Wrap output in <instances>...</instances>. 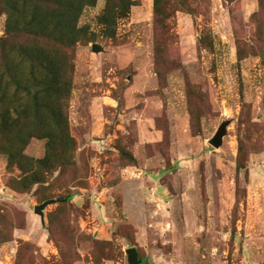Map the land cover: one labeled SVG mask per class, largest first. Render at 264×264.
Returning a JSON list of instances; mask_svg holds the SVG:
<instances>
[{
    "label": "rangeland",
    "instance_id": "1",
    "mask_svg": "<svg viewBox=\"0 0 264 264\" xmlns=\"http://www.w3.org/2000/svg\"><path fill=\"white\" fill-rule=\"evenodd\" d=\"M107 1L84 10V36L64 48L76 143L61 157L73 163L26 188L0 142V229L12 237L0 244V264H129L132 248L144 264H264V0H176L166 28L155 0H133L114 29L100 22ZM4 39L55 45L13 37L0 7ZM47 144L34 138L24 155L42 160ZM71 195L44 221L35 213L45 197Z\"/></svg>",
    "mask_w": 264,
    "mask_h": 264
},
{
    "label": "trees",
    "instance_id": "2",
    "mask_svg": "<svg viewBox=\"0 0 264 264\" xmlns=\"http://www.w3.org/2000/svg\"><path fill=\"white\" fill-rule=\"evenodd\" d=\"M97 1L0 0L3 13L8 15V32L13 37H40L55 43L52 47L41 48L36 43L23 44L9 39L0 41V49L3 50L1 60L5 69L0 78V121L2 120L3 128L0 132V142H9L3 152L10 156L8 169L18 167L23 174H27L24 177L26 181H23L26 188L27 185H31V188L35 185L45 186L48 183L44 178L45 173L64 170L73 163L62 161L61 157L65 144L76 143L71 135L66 113L72 94L73 67L64 48L71 50L80 42L84 36L83 30L79 29L80 19L84 10L95 7ZM175 1L155 0V22L158 27H168V20L177 11ZM183 3L184 1L180 4ZM134 4L133 0H108L100 22L109 27L112 25L114 29L118 19L129 16ZM8 44L14 45L10 51H17L18 58L14 55L17 60L7 57L11 52L4 46ZM25 68H28V71H25ZM11 114L15 115L17 121L10 129L7 125L11 122ZM11 134L14 142L9 140ZM34 138L48 139L47 155L42 160H34L24 155L25 149ZM0 147L2 148L1 144ZM238 170L241 171V166H238ZM73 197L74 195H71L56 200L53 196H47L41 203L56 201V204L64 206L69 204ZM60 212L63 213L64 210ZM57 215L59 211L51 214V230L57 227ZM53 217L56 219L53 220ZM5 234L0 229V244L12 240V237Z\"/></svg>",
    "mask_w": 264,
    "mask_h": 264
},
{
    "label": "water",
    "instance_id": "3",
    "mask_svg": "<svg viewBox=\"0 0 264 264\" xmlns=\"http://www.w3.org/2000/svg\"><path fill=\"white\" fill-rule=\"evenodd\" d=\"M93 51L95 53H100L104 51V49L99 44L93 45ZM231 122H225L219 128L215 137L210 141V144L215 149H220L224 145V139L228 135V127L230 126ZM56 201H48L35 209V213L40 215L44 221L45 217V210L51 206L56 204ZM128 255V262L129 264H144L143 259L140 258V253L136 248H132L126 251Z\"/></svg>",
    "mask_w": 264,
    "mask_h": 264
}]
</instances>
